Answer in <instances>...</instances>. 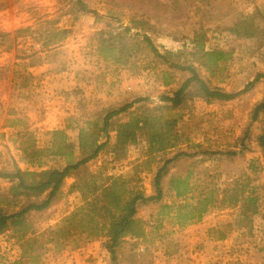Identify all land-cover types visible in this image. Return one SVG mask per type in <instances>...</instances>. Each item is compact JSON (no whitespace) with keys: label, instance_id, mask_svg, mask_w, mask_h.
Returning <instances> with one entry per match:
<instances>
[{"label":"rangeland","instance_id":"1","mask_svg":"<svg viewBox=\"0 0 264 264\" xmlns=\"http://www.w3.org/2000/svg\"><path fill=\"white\" fill-rule=\"evenodd\" d=\"M87 1L90 10L74 14L70 11L73 0H0V170L13 168L15 164L29 170L65 164L67 157L52 155L45 149L52 143L54 129L60 127L66 117L74 116L82 123L85 118L101 114L103 106L107 104L127 98H146L130 109L131 114L139 113L156 108L161 103L163 93L173 94V88L186 71L171 70L167 75L170 85H164L166 69L163 65L153 66L145 59L139 67L131 68L117 65L99 54L92 38L94 32L106 29L111 37H115L121 24L110 18L109 8L112 6L124 8L126 13L133 8L158 20L169 32L157 39L161 50L169 48L181 51V58L195 64L212 88L240 91L255 78L258 71H264V45L258 47L251 39L240 38L224 29L233 24L239 12H251L260 7L264 13V0H176V10L169 6L172 0H131L124 7L110 0ZM54 19L58 21L51 23ZM202 20L209 29L207 49L235 50L225 81L211 77L201 61L191 56L194 45L184 44L183 35ZM29 25L34 28L33 34L21 33L16 36L18 28ZM39 29L60 32L56 45L44 48ZM16 50L34 51L43 57V62L27 66L28 61L15 58L18 54ZM28 74L32 75V79L24 86ZM195 88H198L197 85ZM263 97L264 80L224 103H209L201 94H197L188 106L176 111L180 118L184 117L179 128L187 130L193 141L203 143L204 148L240 151L244 140L250 141L260 132V122L252 120V109ZM67 133L69 142L76 147L79 130L70 128ZM111 135L113 142L116 131H112ZM250 142L251 149L244 155L237 153L230 157L221 153H195L191 157L178 158L170 164L163 183L166 189L164 202L177 206L195 201L210 188H214L218 198H221L224 191L239 185L246 175L256 188L263 209L264 150L255 139L252 138ZM146 148L147 141L141 140L125 149H109L91 160L87 167L102 184H107L109 177L121 176L138 159L144 158ZM175 152L176 149L172 148L160 152L158 156L171 157ZM75 154L77 158L82 156L77 150ZM156 166L154 164L153 168ZM153 174L149 169L140 172L138 184L148 193L155 190ZM187 175L193 187L190 193L177 196L170 191L169 183L173 176ZM75 180V175L68 176L49 208L33 211L27 216V222L32 225L29 235L37 239L35 252L42 255L43 264H113L111 254L102 244L105 237L84 236L77 247L72 239L49 240L50 228L82 203L81 194L74 187ZM0 185L7 188L9 184L0 178ZM222 204L219 202L203 218L185 225L178 222L175 210L159 219L157 204L141 207L139 213L148 221L149 238L145 243L140 241L138 250L144 252L146 263L164 264L160 263L163 262L160 251L173 253L181 242L190 243L194 236H204V241H200L197 248L213 251L219 248L217 255L223 259L214 260L212 264H225L224 248L230 246L228 244L233 241V236H238L235 241L239 244L233 243L236 251L228 264H262V214L250 215L241 200L235 206ZM200 223L206 224L199 227ZM207 236L217 241L218 245L212 247ZM228 237L230 241L226 243ZM135 242V239L127 237L118 250H128ZM249 251L255 252L253 262L246 258ZM20 253L21 247L13 236V230L0 235V264H9Z\"/></svg>","mask_w":264,"mask_h":264},{"label":"trees","instance_id":"2","mask_svg":"<svg viewBox=\"0 0 264 264\" xmlns=\"http://www.w3.org/2000/svg\"><path fill=\"white\" fill-rule=\"evenodd\" d=\"M72 13L90 10L87 0H73ZM128 5L131 0H110ZM176 0L169 4L177 9ZM110 18L121 22L111 37L106 29L97 30L93 34L94 44L99 54L106 60H113L117 65L139 67L140 62L149 60L153 66L163 65L166 74L164 85H170L167 75L171 70L186 71L178 84L173 88V94L163 93L156 108L146 109L139 113H130V109L138 102L146 100L143 97L123 99L103 106L101 114L85 118L81 123L79 118L69 116L53 131L52 143L46 151L52 155L67 157L65 164L51 166L40 170L23 169L18 164L13 168H2L0 178L7 180V188L0 185V235L13 230V236L18 239L21 253L9 264H43L42 255L35 252L37 239L29 235L32 225L27 222V216L33 211H43L49 208L63 181L70 175H75L74 187L82 197V203L72 212L65 215L61 221L49 230L50 241L73 240L75 247L80 238L105 237L103 246L109 251L113 264L146 263L144 252L138 250L140 241L147 242L149 230L148 221L140 215V208L150 204L159 206L158 218L169 215L175 210L176 218L181 225L194 220H200L219 202L222 205L235 206L244 201L246 211L252 214L261 213L264 218V208L260 205V198L256 188L251 185L250 177L243 176L239 185L223 192L218 198L215 189L203 191L195 201L183 204H168L164 202L166 189L163 185L169 173V166L180 157H191L195 153L227 154L230 157L240 153L244 155L251 149V139H255L264 150V97L258 100L252 109V120L259 121L260 132L250 141L244 140L240 151L232 148L211 150L204 148L203 143L193 141L187 130H181L179 123L184 117L176 113L193 101L197 94H201L209 102L224 103L234 100L240 93L249 89L257 82L264 80V71H258L255 78L247 83L240 91H227L212 88L202 76L199 68L187 58H181V51L165 48L161 50L157 39L168 35L165 26L158 20L146 15L142 11L132 8L126 13L124 8H109ZM157 17V16H156ZM127 18V22L124 19ZM101 19V16L99 17ZM203 19V18H202ZM58 19L52 20L56 23ZM33 26L17 29V37L21 33L33 34ZM224 29L240 38L251 39L258 47L264 45V13L260 7L251 12H239L232 25ZM208 31L206 23L192 25L185 37L184 44H193L191 56L201 61V64L213 78L225 81L229 76V67L234 58V49H207ZM58 31L39 29L38 34L43 40L44 48L56 45ZM176 39H178L177 36ZM16 59L27 62V66H35L43 62V57L34 51L16 50ZM22 52V53H21ZM165 65L167 67H165ZM32 75L25 77L24 86L28 85ZM197 85V89L195 88ZM17 121L15 120L14 123ZM79 130L76 147L69 142L67 130ZM112 131H116V140L112 142ZM147 141V154L121 176H111L107 184H102L95 174L87 167L91 160L104 152L121 150L129 145ZM186 144L185 147L181 145ZM172 148L176 152L171 157H159L160 152ZM76 150L81 153L77 158ZM157 164L156 168L153 165ZM153 171L154 192L148 193L138 183L140 172ZM190 177L173 176L169 189L177 196H185L193 189ZM220 192V190H218ZM219 194V193H218ZM246 215V214H244ZM127 237L136 240L130 249L118 250L120 243ZM264 264V260L262 262Z\"/></svg>","mask_w":264,"mask_h":264},{"label":"crops","instance_id":"3","mask_svg":"<svg viewBox=\"0 0 264 264\" xmlns=\"http://www.w3.org/2000/svg\"><path fill=\"white\" fill-rule=\"evenodd\" d=\"M205 224L206 223L204 224L200 223L199 227H201V225L203 227V225ZM207 229L209 228H206V230ZM204 238H205L204 236H194L192 239H190V243L187 241H183L180 243L178 248L173 253L172 252L167 253L165 251L164 252L160 251V257L163 260V262H160V263H164V264H212L214 260L223 259L222 257L217 255L219 248H217V250H214V251L213 249L208 250V249L197 248L198 243H201L200 241H204ZM238 238H239L238 236H233V241H231V244H228L230 246H227L226 248H224L226 249L224 250L225 264L231 263L230 259H232V254L234 251H236L233 249V247H235L233 243L239 244L237 243V241H235ZM207 239L209 240L210 236H207ZM229 241H230V238L229 237L226 238V243H228ZM217 243L218 242L215 241L214 239L210 241V245H212V247H216L218 245ZM247 257L249 259V262L255 261L256 259L255 252L249 251L248 254L246 255V258ZM143 264H154V263H143ZM155 264L157 263L155 262Z\"/></svg>","mask_w":264,"mask_h":264},{"label":"built area","instance_id":"4","mask_svg":"<svg viewBox=\"0 0 264 264\" xmlns=\"http://www.w3.org/2000/svg\"><path fill=\"white\" fill-rule=\"evenodd\" d=\"M142 250H144V248H141Z\"/></svg>","mask_w":264,"mask_h":264}]
</instances>
